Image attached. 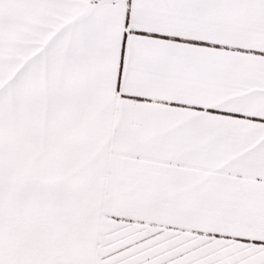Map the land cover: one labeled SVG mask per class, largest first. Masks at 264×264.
<instances>
[{
	"label": "snow or ice",
	"instance_id": "obj_1",
	"mask_svg": "<svg viewBox=\"0 0 264 264\" xmlns=\"http://www.w3.org/2000/svg\"><path fill=\"white\" fill-rule=\"evenodd\" d=\"M0 264H264V0H0Z\"/></svg>",
	"mask_w": 264,
	"mask_h": 264
}]
</instances>
